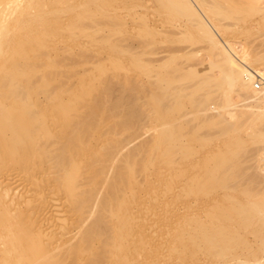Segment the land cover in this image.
Listing matches in <instances>:
<instances>
[{
	"label": "rangeland",
	"instance_id": "obj_1",
	"mask_svg": "<svg viewBox=\"0 0 264 264\" xmlns=\"http://www.w3.org/2000/svg\"><path fill=\"white\" fill-rule=\"evenodd\" d=\"M59 1L61 2V0ZM59 1L55 3L52 2L55 7L52 6V3L47 5L46 13L50 12V7L55 12L51 10L50 14L52 16L49 14L50 18L48 20L50 22H45L43 25L44 27L40 28L41 35H44V38L42 37L44 40L43 44L45 45L43 48L45 50L50 47L52 48V51L50 48L51 52L48 51V49L47 53L49 52L48 54H50L52 58L51 61L54 60L56 63L53 64L49 60L53 65L48 63L51 66H46L45 68L48 70H45V72H48L53 77L50 81V86L58 85L55 89V93H59V95L56 93L59 99L61 97L62 99L60 100H62L63 103H68L70 101L71 105L72 103L73 105L74 103L77 104L74 107L72 106L75 110L68 113L70 115L73 113V120L75 119V121L71 126H64L60 118L59 121L58 119H52V112L48 111L45 114L47 121L50 123L49 125L53 127L51 129V135L47 136V139H45L46 143L41 139L44 144L43 148L48 151L46 154L43 153L45 149H37L38 151L32 149V142L27 146L30 151L34 150V152H32L33 155L29 157H25L21 151L17 153V156H9V151L12 150L8 149L10 148V144L8 147L0 148V217H3L1 220L6 222L7 218L10 219L12 217L19 227L22 225L23 227H20L21 233L19 231L21 239H27L30 235L38 236L37 238L40 240L36 239L38 245L32 250L33 252L31 251L32 253H29V257H34H32V259L28 257L25 258L26 261H28L27 264L32 260L34 261V259L41 258L44 260V257L52 253L53 250V253L49 254V256L52 255L51 257H53L56 262H59L58 259H60V261L63 262L61 264H264V250L261 249V251L259 249L260 247H264H262V245L259 247L261 244L260 241L264 240L262 239L264 237V212L250 214L244 219V222L247 223V228H243L241 231L246 235L248 240L245 239L238 242L232 236L231 229V225L234 226V222L236 221L235 216L237 211L235 209H224L222 207L215 210L212 206L214 200L220 199L223 194L238 193L240 189L239 185L244 187V185L250 181L249 184H251L250 187L252 188L253 195V197H249L250 200L264 202V139L247 140L243 148H241L235 156L236 159H234L235 157L232 159L230 158L226 162V166L236 168V170L233 171L234 173L229 176L225 171H218L216 175V179H219V176L220 178H229L227 179L229 180V183L227 182L229 184L227 188H218L219 191L215 188L216 191L210 190L208 195L204 192H199L198 194L188 192L189 181L187 175H184L186 172L181 173L184 171L181 170V164L184 160L180 158V153L177 162L181 159V161L183 160L181 164L177 163L175 164L176 166L173 165L174 167H164L161 162L155 159L158 156V151L152 148L154 140L157 138L156 136L163 134L169 127H174L178 133L182 132L183 134H185L184 132H188L189 129V134H191V136L195 133V131L192 133L193 129L198 128L197 131H199V134L197 131L196 132L202 139H194L192 141L193 145L197 146V152L199 153L194 157L203 159L201 161L204 163V168H206L208 163L209 165H215L216 156L221 151L232 148L233 136L231 135H234L232 132H225L223 129L224 127H222L220 123L222 121H215L217 120L216 118L225 114L230 121H233L241 113L242 109L250 112H259L263 109L260 106H255L251 103L252 101L245 100L243 96H239L240 94H238L237 88L235 86L231 88V86H227L226 83L223 84V86L226 85L223 88L215 89L216 93L218 92L217 95L215 93V102L213 99L212 101H206V94H204L206 89L200 88L197 84H199L202 78H205L207 74L214 77H216L215 75H217V77L222 76V68L216 64L217 57L215 56H217V54L216 52L213 53L215 49L210 46L208 39L205 38L207 36H200V34H202L199 33L201 32L200 28L195 25V23H191L195 22L193 20L188 21V24L184 25L183 20H185L186 17H184L179 10H173L171 14L169 13L171 16L168 14V17L164 8L160 9L159 0H70L74 1L71 3H68L67 0H62V3H59ZM218 2L221 4L223 3V7L225 8H222V6L221 8L229 10L228 12L231 14V18L228 17L221 21L222 33L220 32L221 37L219 40L222 41V43L227 41L231 43L233 46V48H231L233 54H238V57L243 61L246 59L247 62L246 60L245 62L249 64L252 69L264 75V0H218ZM36 3L37 1H35V4ZM63 3H65V5L61 6ZM78 12L82 14H77ZM102 12L103 14H101ZM52 13H55V16ZM45 15L47 16L48 14ZM56 16L58 17L54 20L53 18ZM57 19L59 20L57 21ZM185 21H187V19ZM71 24H73V27ZM180 24H182V27L178 29L177 26ZM193 24L196 26V29ZM54 26H56V28L59 26V29L56 30L55 28L54 30ZM68 26H71L73 29L68 30ZM192 26L194 28L193 32L191 31ZM150 27H157V32L160 29L162 32L159 31L158 33L160 34H156L155 32L154 35L156 29L153 28L154 31H150ZM198 28L199 32L197 30ZM148 29L151 33H149ZM163 30L166 31L164 32ZM177 30L178 32H176ZM184 31L186 33H184ZM46 34L47 36H45ZM48 37H51L52 41ZM172 40H175V42ZM149 44H152L153 48L151 45L149 47ZM171 46H173V50ZM183 46L184 48L181 50ZM165 48L166 50L164 51ZM37 49L41 48L29 49L27 54H30L29 51L31 50H36L37 53H39L40 51L38 52ZM44 49H41L42 53H39L38 56L35 55L37 54L36 51L34 55H32V51L29 56L31 58L35 56L36 60H38V57H41L45 52ZM161 49H163L162 52ZM139 51L141 53H139ZM164 53H166V55ZM151 54L156 55L152 57ZM173 54L175 55L172 59L170 56ZM254 54L262 55V59H252V57L255 56ZM137 55H139L138 58L142 56V60L145 59V66L148 70V73H146L148 76H146L144 72H141L140 68L138 70L139 60H137ZM163 56H167L166 59L169 62L162 61V59L165 60ZM234 56L236 55L234 54ZM159 57H162V59L160 58L161 62L158 60ZM156 58L158 59L155 60ZM34 59L31 61H35ZM150 59H152L154 66L159 62L158 65L161 66V64H164V67L157 65L160 68L156 67L155 70V68L151 66L152 62H148L151 61ZM174 65L177 67V73ZM149 67H152L151 74L150 69H148ZM167 67L171 70L166 69ZM164 69L170 72L173 70L174 72L171 73L172 76L169 75L170 72L168 74V71L165 73L166 71H164ZM159 70L164 76L160 74ZM179 70L181 72H179ZM191 70L194 72L188 73ZM40 72L39 74L41 75ZM48 73L45 74L48 75ZM154 73L155 75L159 73L163 78H165L166 74L169 75V77L175 80H173L175 83H173V86L178 83L176 86L178 87V85H181L182 88L180 86L178 89L176 86L172 87V83L168 85L171 81H168V78L165 79L168 81L166 82L160 77L161 81L163 79L166 84L163 81H160L159 84L158 80L160 78L158 77L157 84L160 87L156 84L158 87L155 88H160L158 92L153 89L154 86L151 85V81L155 80ZM39 74H37L36 77H38ZM150 75L151 78H149ZM83 76H85L84 80L81 79ZM180 76L182 78H180ZM187 77L189 79H187ZM178 78H180V81H178ZM86 79H89V81L91 79L89 84L91 82H93V84L91 83L88 87H85L83 83H85ZM150 79L152 80L149 81ZM148 83H150L149 85H151L152 88L149 87ZM182 84H184V86ZM72 85H74V88ZM82 85H84L87 91H89V88L92 90L91 93L87 96L85 95V97H83L84 95L81 96V94L84 93V91L81 93L80 88ZM175 87L176 90H170L172 88L175 89ZM196 87H199L197 91L201 89L199 93L195 91ZM45 88L46 86L44 88L38 87L37 89L31 90L30 97L37 101L39 99V101H43L45 99ZM180 88L182 91H180ZM152 89L158 92V94L161 92V89L162 91L164 90L162 94L160 93L161 95H156L154 92L156 99L160 97V99L163 98L164 100L165 96V99L170 96L168 97L170 101L166 100L164 104L162 100L161 103L163 107L164 105L170 107L171 103L169 102H173L170 109H174L176 106L177 110L174 109V111L176 110L174 113L172 110V117L175 115L173 117L174 120L176 119L175 122L173 119L171 123L166 122L168 121L166 115H162L164 118L160 115L158 117L156 113H154V110H152V107L150 111L149 107L151 103L153 104V102H156L153 100L155 96H153V94L149 95L153 93V91H151ZM175 91L178 93L177 96H175ZM181 92L183 94H181ZM225 93L229 94V96H227L229 99L225 96ZM162 95L163 97H161ZM172 96H175V98ZM157 101H159V99ZM166 103H168V105ZM193 103L198 105L194 107V110L192 109V106L195 105ZM177 104H179V106ZM251 104H253L254 107ZM176 112H178V114ZM150 113L151 115L154 113V116H151ZM168 116V118H172L171 114ZM184 118H187L185 119L186 123L184 122ZM85 119L88 120V122L84 121ZM160 122H162V124ZM214 122H216V124ZM222 124L224 126V123ZM250 131L251 130L247 128L243 133L246 136ZM36 132L34 130V133L37 135L33 133L35 135H33V138L37 137V139H39L42 138L45 131L36 130ZM178 137L179 136L176 138L181 140L182 136H180V138ZM151 138L154 139L151 140ZM172 140V144L173 142H175V144L180 142V140L177 142L174 141L175 139ZM146 141L148 146H146ZM107 144L111 146L107 147ZM67 145H73L72 149H79L83 153V155L77 157L79 160H82L81 162L84 163L85 166L83 167L85 171L82 170L85 172V174L82 172L85 176L83 179H80V181L82 180V185L80 184L82 190H80L81 192L78 190L80 193L78 192L79 194L76 195L78 199L80 197L83 200L76 199L79 202H76V200L71 202L68 195L66 194L67 197L65 196L63 189L59 190V176L57 177L56 173L60 174V172L54 173V155L56 156L60 153L68 157L69 153H65L64 151L65 148L70 147ZM80 146H83V149H80ZM136 146L138 148V154L143 152V155H139V158L142 157L138 159L139 162H137V188L133 191L134 194L130 200L132 203L130 208L132 212H134L137 225L134 227L132 234L122 236L125 245L122 249H117L115 241L117 235L113 230V220L105 215L107 213L100 205L108 196V191L113 184L115 173L119 170L121 171L123 156L128 152L127 150L136 148ZM6 148L9 151L6 150ZM59 148H64V150L62 151V149ZM2 151H4V153ZM153 152L156 154L154 155ZM150 158H153V160ZM89 159L92 160L90 161L92 163L90 165L87 164ZM147 160L149 163L146 171V168L143 169L140 166L143 161L147 162ZM185 164H187V160H185ZM185 164L183 163L182 166ZM87 165L88 167H86ZM101 167L104 170H102L99 175L95 176V173L99 172ZM177 167L181 168L176 169ZM184 168H187L186 165L183 169ZM247 171L250 174L249 180H247V178H240ZM238 182H240L239 185L237 184ZM162 185H164V187ZM231 185H235L234 187L236 188L239 186L237 188L238 190L234 187H230ZM93 186H95V189ZM86 190H91V193L88 191V193H86ZM241 198L243 199L244 197L241 196ZM85 199L87 201L90 200L87 202ZM226 203H228V199L225 204ZM213 211L216 214L214 216L211 214ZM99 215L106 217L101 219L102 217ZM98 219H101L104 223L100 221L98 225ZM2 224L3 222L0 221V232L5 233L7 227ZM95 225H98V228L103 231L102 234L94 231V228L97 227H95ZM211 227L217 232L218 230H223V235L221 237L227 235L228 238L226 237V239L221 241V239L216 240L214 238L217 234L212 237L204 236L203 232L205 230L208 231ZM87 233L90 234L86 236ZM218 237L220 238V236ZM248 241L253 249L256 250L257 248L254 247H259L256 252L257 254L255 252H253L255 255L253 253L250 254V250L246 246ZM243 246L246 247L243 248ZM258 250H260L261 253H259ZM54 252H56V254ZM31 254L32 256H30ZM41 255L44 256L42 257Z\"/></svg>",
	"mask_w": 264,
	"mask_h": 264
},
{
	"label": "bare ground",
	"instance_id": "obj_2",
	"mask_svg": "<svg viewBox=\"0 0 264 264\" xmlns=\"http://www.w3.org/2000/svg\"><path fill=\"white\" fill-rule=\"evenodd\" d=\"M35 1H37L36 4H35ZM56 1H59V0H44V1L43 0H0V148L1 147H8V145L10 144V148H8V149L9 150L12 149V150L9 151L6 148V150H8L10 152V154H8L9 156H14V155L17 156L18 155L17 153L20 152V151L25 155V157H29V156L33 155L32 152H34V150L30 151L29 148L27 147L28 144H31V142H32V144L34 146V147L31 146L32 149H36V150L37 149L38 150L45 149V148H43L44 144L42 143L41 139L45 142L46 141L45 139H47V136L51 135V132H52L51 129L53 128V127H51L49 125L50 123L47 121V117L45 116V114L48 111L52 112V114H53V118L52 119L53 120L58 119V121H59V118H60L62 120V123H63L64 126H71V124L75 121V119L73 120V113H72V115H70L68 113L73 112L75 109L72 108V106L74 107L77 104L74 103V105H73V103H72V105H71L70 101H69L70 103L69 102L68 103H63L62 100H60L62 98L60 97V99H59V97L56 95V93H58V92L55 93V89H56V87L58 85H56V86L51 85L50 86V81L52 80L53 77L48 72H45V70L46 71L48 70V69L45 68L46 66H48V65H50L52 63L53 64H56V63H55L54 60L51 61L52 58H51L50 54H48L49 52L47 53V50L49 49L48 51H50L51 47L50 48L46 47L47 50H45L43 48L45 46L43 44L44 35L43 36L41 35L40 28L44 27L43 26L44 23L49 20L50 15H51L50 14L51 10L54 11L50 7V10H49L50 12L46 13L47 12L46 7H48L47 5L51 4L52 2L55 3ZM103 1H106V0H103ZM219 1H221V0H219ZM67 2L71 3V2H74V1L67 0ZM159 2H160V9L164 8V10L166 11L165 13H167L166 15H168L169 13L171 14V12H173V10H179L180 13L183 14L184 17H186L185 20L187 19V21L183 20L184 25L188 24V21H190V20L195 21V22H191V23H195V25H197L200 28L201 32H199V28L197 29L199 33H202V34H200V36L201 35H202V37L207 36L205 38L208 39L210 46L215 49L214 52L213 51L212 52L213 53L216 52V54H217V56H215V57H217V63H216V61H215V63L217 65L221 66V68H222V72H221L222 76L221 77L220 76L217 77V75L214 74L216 76V77H214V76H209V74H207L205 76V78L204 77L202 78V81L200 83L196 82V83H199L197 85H199L200 88H202L204 90L206 89L204 91L205 92L204 94H206L205 95L206 96L205 97L206 101H209V100L212 101V99L214 101V97L218 93V92L216 93V90L219 89V88H223L224 86L227 85L229 87L231 86V88H232V86H235L237 88L238 92H239L238 94H240L239 96H243V98L245 100L247 99L250 102L252 101L251 103H253L255 106H260L261 108H263L259 112H255V111L254 112H250V111H246V110L242 109V111L240 113L241 115L239 114L240 117L238 115V117H236L233 121H230L225 116V114H222L221 116H219L218 117L219 120H218V118H216L217 120H215V121H222L220 123H221L222 127H224L223 129L225 130V132H232L234 134V135H231V136H233L232 144L230 143L231 141L229 143L227 142L228 144L232 145V148H229V150H223L219 154L217 153L218 155L216 156L215 165H209V163L207 162L209 166L207 165L206 168H204V165H203L204 163H202V161H201V160H203L202 158L194 157L198 153L197 152L198 148H197V146L193 145L192 141L194 139L195 140L202 139L201 136L198 135L199 134V131H197L198 128H196V129L194 128L195 130L193 129V132L191 131L192 133H194V131H195V133L192 134V136H191V134H189L190 133L189 129H188V132H184L185 134H183L180 131V129H179L180 127L178 128V130L181 133H178L176 131V128H174L172 126L173 128L169 127V129L167 128V130L164 131L163 134H160V135L156 136L157 138H155L154 143L152 145V148H154V149H156L158 151V153L156 151L158 156L155 159H157L159 162H161L164 165V167H168V166L172 167L173 165L176 166L175 164H177V163L181 164L183 162V160H184L183 163L185 164V160H187V164H185L187 168L183 169V167L185 165L182 166L183 163L181 164V167H182L181 170L182 171L184 170L181 173L186 172V173H184V175L185 174L187 175V178H188V181H189V187H188L189 191L188 192L189 193H197V194L199 192H201V193L204 192L205 194L207 193V195H208L209 194L208 192L210 190H215L216 191V189H218V188L219 189L220 188L221 189L222 188H227V185H229L228 184L229 180H227V179H229V178H224V177L220 178V176H219V179H216V175L218 174V171H220V172L225 171L227 173V175H229V176L234 173L233 171H235L236 168H234V167L231 168L230 166H226V162L230 158L232 159L238 154V152L241 150V148H243V146L247 142V140H254V139H259V138L260 139H264V90H259V89L255 88V84H254L255 77L260 72H258L257 70L252 69L251 66H249V64L246 63L247 60L245 59L246 62H245V60L243 61L241 58L238 57V54L234 53L236 55V56H234V54L232 53V49H231V48H233L231 43H229L228 41H227L228 42L227 43V42H225V40H224L225 43H222V41L219 40V38L221 37L220 32L222 33V30H221L222 29L221 28L222 27V22L221 21L223 19H225V18H228V17L231 18V14H230V12H228L229 10L222 9V8H225V7H223V3L221 4L220 2H218V0H159ZM54 3H52L53 4L52 6H54ZM59 3H62V0H61V2L59 1ZM65 3H63L61 6L65 5ZM33 4H35V5H33ZM49 6H51V5H49ZM221 6H222V8H221ZM58 10H60V9H58ZM259 11H261V10H259ZM45 14H48V15L46 16ZM52 14H54V16H55V13H52ZM77 14H82V13L78 12ZM101 14H103V12ZM169 15H168V17H169ZM57 17L58 16H56L53 19L55 20ZM168 17H167V20H168ZM179 17H180V15H179ZM54 20H52V21H54ZM58 20L59 19H57V21ZM48 22H50V21H48ZM55 22H54V24H55ZM230 23L232 24L231 20H230ZM73 24H71L72 27H73ZM144 24L145 23L143 22V25ZM181 25L182 24L178 25L177 28L178 29L181 28L182 27ZM47 26H49V25H47ZM229 27H230V25H229ZM55 28H56V26H54V30H55ZM153 28L154 27H152L150 29V31H154V29H156L157 27L154 28V29ZM191 28H192L191 31L193 32V29H194L193 26ZM57 29H59V26L56 28V30ZM67 29L69 30V29H73V28H71V26H70ZM195 29H196V26H195ZM223 29H225V28H223ZM189 30H190V28H189ZM41 31H42V29H41ZM148 31H149V29H148ZM150 31H149V33H151ZM163 31L165 32L166 30H163ZM155 32H156V34H160V33L157 32V29H156V31H154V35H155ZM160 32H162V31H160ZM168 32H169V30H168ZM176 32H178V30ZM176 32H174V33H176ZM179 32H180V30H179ZM52 33H50V34H52ZM184 33H186V32L184 31ZM143 34H145V33H143ZM170 34H172V33H170ZM45 36H47V34ZM53 36H54V34H53ZM179 36H180V34H179ZM53 38H55V37H53ZM49 39L51 40V37ZM189 39H190V37H189ZM192 39H193V37H192ZM163 40H165V39H163ZM47 41H46V43H47ZM142 42H144V41H142ZM149 42H151V41H149ZM173 42H175V40ZM185 42H187V41H185ZM165 43H166V41H165ZM150 45L152 46V44H149V47H150ZM167 45H168V43H167ZM173 46H171L172 50H173ZM37 47L41 48L42 50L43 49L45 50V52L42 55L40 54L41 57H38L39 58L38 60H36L35 56H32L35 59L31 58L29 56V55H31V52L33 50L29 51L30 54L29 53L27 54V51L29 49H32V48L36 49ZM168 47H169V45H168ZM55 48H56V46H55ZM152 48H153V46H152ZM166 48L164 49V51L166 50ZM183 48H184V46L181 48V50H183ZM41 49H37L38 52L40 51L39 53H42ZM233 50H235V49H233ZM35 51L36 50H34L32 52V55L35 54L34 53ZM51 51H52V48H51ZM162 51H163V49H161V52ZM174 51H175V49H174ZM36 53H37V51H36ZM39 53H37L35 55L38 56ZM139 53H141V52L139 51ZM146 53H148V52H146ZM180 53H181V51H180ZM44 54H46V55H44ZM152 54H151L152 57H154L156 55V54L155 55H152ZM164 54L166 55V53H164ZM139 55H137V58H138ZM148 55H150V54H148ZM174 55L175 54H173L172 56H170V55L169 56H170V58H172V57H174ZM254 55L255 56L252 55L253 56L252 59H255V60H256V58L258 60H259V58L262 59V55H257V54H254ZM141 57H139L137 59V60H139V62H138L139 63L138 64V70L140 68L141 72H144L146 74V76H148L147 75V73H148L147 71L148 70L146 69V66H145L146 62L144 61L145 59L142 60ZM147 57H149V56H147ZM163 57L165 58V60H163L162 57H159V59L156 58L155 60L158 59L161 62V60H160V58H161L162 61L169 62L166 59L167 56L166 57L163 56ZM32 59H34L35 61H31ZM168 59H169V57H168ZM181 59H182V57H181ZM49 60L52 63L49 62ZM150 60L151 61H148V62L151 63L152 59H150ZM155 60H154V63H155ZM188 60H190V59H188ZM48 63H50V64H48ZM151 64H152L151 66H153L155 68V70H156V67L160 66V65H158L159 62L157 63L158 66L157 65L154 66L153 62ZM165 64L169 65L167 63H165ZM163 65L164 64H161L162 67H164ZM192 65H194V64H192ZM160 67H158V68H160ZM170 67H172V66H170ZM174 67H175V65H174ZM151 68L152 67L148 68V69H150V74L152 73L151 72V70H152ZM176 68L177 67H175V69ZM166 69L171 70L168 67ZM166 69H164V71H166ZM178 69H179V67H178ZM167 71L165 73H167ZM181 71H182V69H181ZM181 71L179 70V72H181ZM39 72L41 73V75L39 74ZM159 72H160V70H159ZM169 72L170 71H168V74H169ZM172 72H174V71L172 70ZM172 72H170L169 75L172 76V74H171ZM190 72H194V71L191 70L188 73H190ZM45 73H48V75H50V76L46 75ZM176 73H177V69H176ZM37 74H39L38 77H36ZM83 74H84V72H83ZM85 74H86V72H85ZM160 74L162 75L163 73L160 72ZM161 75H159V73L155 75V73H154V78H155L156 82H155V80L151 81L152 79L149 80V81L152 82V83L150 82L151 85L154 86L153 89H155V88H157L159 86L157 84V80L161 77ZM169 75L166 74L165 78H163V77H161V78H163L164 80L166 78H168L167 79L168 81H170V80L172 81V82L170 81L168 83V85L172 83V87L176 86L178 83L173 86V83H174L173 80L174 79L172 77H169ZM162 76H164V75H162ZM177 76H178V74H177ZM188 77H187V79L191 78V77H189V78ZM84 78H85V76H83L81 79L84 80ZM138 78H140V77H138ZM149 78H151V75L149 76ZM161 78L158 80V83L161 81ZM180 78H182V77L180 76ZM180 78H178L179 79L178 81H180ZM163 79H162V81L166 84V82H168V81L165 80L166 81L165 82ZM181 80H183V79H181ZM90 81H91V79H90ZM90 81H89V79L85 80V83H83L85 85V87H88L91 83L93 84V82H91L89 84ZM62 82H61V84H62ZM150 83H148V85ZM224 83H226V85L223 86ZM179 84H181V83H179ZM193 84H195V83H193ZM84 85H82V87L80 88L81 89V93H83V91H84V93H86V94H84V93L81 94V96L84 95L83 97H85V95L87 96L92 91V90H90V88L89 89L87 88L90 92L87 91L84 88ZM151 85H149L150 88H152ZM182 85L184 86V84H182ZM45 86H46V88H45L46 89L45 90V97H44L45 99L43 101H39L40 99L37 101L36 99L34 100L33 98L30 97V91L31 90L37 89L38 87L39 88H42V87L44 88ZM73 86L74 85H72V87ZM179 86L181 87V85H178V87ZM139 87H140V85H139ZM176 87H175V89L172 88L170 90H176ZM178 87H177V89H178ZM70 88H71V86H70ZM181 88H180V91H182ZM153 89L151 90V91H153V93H151L149 95L153 94V96H155L154 95L155 93H156V95H161L162 92L164 91V90L162 91V89H161V92H160L161 94L160 93L158 94V92L160 91L159 90L160 88L155 89L158 92L154 91ZM192 89L195 90L194 88H192ZM197 89H199V87L198 88L196 87L195 91H197ZM68 90H69V88H68ZM68 90H67V92H68ZM139 90H140V88H139ZM147 90L150 91L149 89H147ZM147 90H145V91H147ZM78 91H80V90H78ZM199 91H197V93H199ZM87 92H89V93H87ZM166 92H167V90H166ZM176 92L177 91H175V96H177V94H178ZM62 93H63V91H62ZM184 93H186V92H184ZM215 93H216V95H215ZM181 94H183V93L181 92ZM190 94H191V91H190ZM194 94H195V92H194ZM222 94H223V92H222ZM58 95H59V93H58ZM141 95H142V93H141ZM175 96H172V97L175 98ZM190 96H192V95H190ZM225 96L227 97V96H229V94L225 93ZM65 97H66V95H65ZM161 97H163V95ZM168 97H170V96H168ZM168 97H167V99H165L166 98V96H165L164 100H163V98L160 99V97H158L159 101H157L158 99H156V96H155L153 98V100L156 101V102H153V104H152L151 101H150L151 105H150L149 108H150V111H151V107H152V110H154V113H156V115L158 117L160 115L162 118H164L163 116L166 115L167 119H168V121H166V122H170L171 123V120L175 116L174 115L172 117V110H173V113H174L177 109H176L175 105H174L175 108L173 107L174 109H176L175 111L172 108L170 109V107L172 106L173 102H169V103H171L170 107H168V106L166 107L165 105H164V107L162 106V103H164L166 100L167 101L169 100ZM227 98L229 99V97H227ZM179 99H178V101H179ZM228 99H227V101H228ZM70 100H71V97H70ZM162 100H163V102L161 103ZM67 101H68V99H67ZM198 101H200V100H198ZM201 102H203V101H201ZM166 104L168 105V103H166ZM193 104H195V105L192 106L193 107L192 109L194 110L195 109L194 107L197 104L199 105V103L197 102V104L196 103H193ZM253 104H251V105H253ZM177 105L179 106V104H177ZM254 105H253V107H254ZM182 108H183V106H182ZM70 109H73V110H70ZM154 113H153V115H151V113H150V115L154 116ZM176 113L178 114V112H176ZM170 114H171L172 118H168L169 117L168 115H170ZM185 119H187V118H184V120ZM189 119H191V118H189ZM175 120H174V122H175ZM84 121L88 122V120H86V119ZM86 122H85V124H86ZM184 122L186 123V120ZM53 123H54V121H53ZM62 123H60V124H62ZM155 123H156V121H155ZM160 123L162 124V122H160ZM214 123L216 124V122H214ZM220 123H219V125H220ZM222 123H224V126H223ZM187 124H188V122H187ZM54 126H55V124H54ZM155 127H157V126H155ZM165 127H167V126H165ZM185 127H186V125H185ZM151 128H153V127H151ZM247 128H249L251 131L248 132V134L245 136L243 131H245ZM149 129H146V130H149ZM163 129H164V127H163ZM34 130H35V132H36V130L37 131L41 130L43 132L45 131L44 133L42 132L43 133L42 138L37 139V137H34L35 138L34 139L33 138V135L35 134ZM181 130H182V128H181ZM196 131L198 132V134H197ZM40 134H41V132H40ZM35 135H37V134H35ZM153 135H155V134H153ZM177 136H179L178 138H180V136H182L181 140L179 139L180 142H178L176 144H175V142H173V144H172V141H173L172 139H175L174 141H176V142L179 141L176 138ZM152 139H154V138H151V140ZM39 141H41V142H39ZM114 142H116V141H114ZM146 143H147V141H146ZM108 144H110V143H108ZM108 144H107V147H110L111 145L108 146ZM140 144H142V143H140ZM142 145H141V147H142ZM67 146H70V145H67ZM72 146L73 145H71L70 147H67V148L64 147L65 150H64V148L63 149L59 148V149H62V151L64 150L65 153L68 152L69 153L68 157L63 156V154H60V153L57 154L56 153L57 155L56 156L54 155L55 159L53 158V160H54L53 163H54V168H55L54 169V173L55 172H60V174L56 173L57 177L59 176L58 177V182L60 183L59 190L63 189V191L65 193V196L67 194L68 197L71 199L70 200L71 202L73 200L78 199L77 198L78 196L76 197V195H78L81 192L80 190H82L81 189L82 187H80L82 185L81 184L82 180L80 181V179L81 178L83 179L84 176H85V175H83V174H85V172L82 171V170H84L83 167H85L84 163L81 162L82 160H79L77 158V157L83 155V153L79 149H72L73 148ZM146 146H148V143H147ZM144 147H145V145H144ZM59 149H56V150H59ZM80 149H83V146H80ZM137 149L138 148L136 146V148H133L131 150H127L128 152L123 156L124 158H122L121 171L119 170V171H117L115 173V177L113 178L114 179L113 180V184L111 185L110 190L108 191V196L100 205V207L106 211L107 214H105V215H107V217H109L110 219L113 220V222H112V223H114L113 224V230L115 231V233L117 235V238L115 239L116 245H117V249H122L124 247V245H125V241L122 240V236H126V235L132 234V231H133L134 227L137 225V222H136V220L134 218L135 217L134 212H132V210L130 208L131 204H132L130 200L132 198V195L134 194L133 191L137 188V180H136V174H137V170H138L137 162H139L138 159H140L142 157L141 156L139 158V155L140 154L143 155L142 154L143 152L142 153L140 152V154H138L137 153ZM138 151H140V150H138ZM2 152L4 153V151H2ZM46 152L48 153V151H46V149H45L43 153L46 154ZM146 152H147V150H146ZM38 153H40V152H38ZM153 153H152V155H153ZM156 153H154V155ZM179 153L181 155H179ZM5 154H7V153H5ZM137 154H138V158H137ZM178 155L181 156L180 158L183 159L182 161L180 159L177 162V159H179ZM153 158L152 159L150 158V159L153 160ZM234 159H236V157ZM142 160H143V158H142ZM148 160H147V162L143 161L142 164H141V161H140V164H141L140 167H142L143 169L146 168L145 169L146 171L148 169V167H147V165L149 163ZM205 160H206V158H205ZM90 161H92V160L89 159V161H87L88 165L92 164ZM158 161H156V162H158ZM150 162H152V161H150ZM88 165L86 167H88ZM149 166H150V164H149ZM164 167H162V168H164ZM181 167H177L176 169L181 168ZM102 170H104V169H102V167H101V170H99V172L95 173V176L99 175L102 172ZM166 170H168V169H166ZM82 172H83V174H82ZM247 172L244 173V174L242 173L243 176L240 175L241 177L240 176H238V177H240L242 179L243 178H247V180H249L248 178H249L250 174H249V172L248 173ZM240 178H238V179L242 180ZM158 179H159V177H158ZM239 183L240 182H238L237 184L239 185ZM249 183H246V185H244V187L243 186L241 187V185H239L240 186L239 190L237 189L239 186L236 188V187H234L235 185L234 186L231 185L230 187H232V188L234 187L239 192L236 190L238 193H235V194H223V196L220 197V199L214 200L213 204L210 203V204H212V206H213V208L215 210L222 207L224 209H235L237 211V214L235 216L236 221L234 222V226L231 225V229H232V236L238 242H241V241H243L245 239L248 240L246 238V235L243 234L242 231H241V230H243V228H247V226H246L247 223L244 222V219L246 217H248L250 214L264 212V202H260V201H257V200H250L249 197H253V195H252V188L250 187L251 184H249ZM162 186L164 187V185H162ZM165 186H166V184H165ZM94 187L95 186H93V188ZM230 187L228 186L229 189H230ZM219 189H218V191H219ZM87 191L90 192L91 190L90 191L86 190V193H88ZM215 191H214V193H215ZM85 195H87V194H85ZM194 195H196V194H194ZM241 196L244 197L245 199L244 198L242 199ZM91 197H94V196H91ZM184 198H185V196H184ZM79 199H81V201H83L82 198L79 197ZM227 199H228V203H230V204H228V203L225 204ZM89 200L87 201L85 199V201H87V202H89ZM76 202H79V201L76 200ZM88 212H90V211H88ZM211 214H212V216L216 215L214 211ZM100 217H102V216H100ZM105 217H102L101 219H104ZM1 219H3V217H0V221L3 222L2 225L6 226L7 229H6L5 233L4 232L3 233L0 232V264H27L28 261H26L25 258L28 257L29 259L30 258L32 259V257H34V256H32V254L30 255L32 257H29V253L32 250H34L35 247H37L38 244H37L36 239H38L37 238L38 236H30L29 235V237L27 239H21L20 236H19V231H20V227H23V226L21 225L19 227L17 222L14 221V219L12 217L10 219L7 218L6 219L7 221L5 220L6 222H4V220H1ZM101 219L100 220L98 219V223H97L98 225H99L100 221H101V223H104V222H102ZM98 225H95V227L96 226L97 227L94 228V231H96V233L102 234L103 231H101V229L98 228L99 227ZM89 231H91V230H89ZM20 233H21V231H20ZM89 234L90 233H87L86 236L89 235ZM215 234H217V236L214 237L216 240L217 239H221V241H223L227 237V235H225L224 237H221L223 235V230H218V232H217L216 230H214L213 227H211L208 231L205 230L203 232V235L206 236V237H212V236H215ZM34 235H36V234H34ZM84 235H85V233H84ZM218 236H220V238ZM85 239H86V237H85ZM262 239H264V237ZM260 242H261V244L260 245L258 244L259 247L261 245L263 247L264 246V240H262ZM38 243L41 244L40 242H38ZM238 245H239V243H238ZM246 246L250 250V254H252L253 252L256 253L257 249L259 248V247H254V248H257V249L256 250L253 249L251 247V244H250L249 241L246 244ZM246 246H243V248L246 247ZM238 248H241V247H238ZM263 248L260 247L259 249L260 250L261 249L264 250ZM260 250H258L259 253H261V251H262V250L261 251ZM53 251H52V253H53ZM43 253H48V252H43ZM52 253H49V254H52ZM54 253L56 254V252H54ZM116 253H118V252H116ZM255 253H253V254L255 255ZM49 254L44 257V260L41 259V258L40 259H36V260L34 259V261L32 260L28 264H61V263H63L57 257L56 258L59 260V262H56V260H54L53 257H51L52 255L49 256Z\"/></svg>",
	"mask_w": 264,
	"mask_h": 264
},
{
	"label": "built area",
	"instance_id": "obj_3",
	"mask_svg": "<svg viewBox=\"0 0 264 264\" xmlns=\"http://www.w3.org/2000/svg\"><path fill=\"white\" fill-rule=\"evenodd\" d=\"M254 84H255V88L259 90H264V75L257 74V76L255 77Z\"/></svg>",
	"mask_w": 264,
	"mask_h": 264
}]
</instances>
